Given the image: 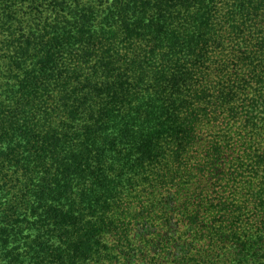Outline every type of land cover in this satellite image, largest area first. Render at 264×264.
<instances>
[{
	"label": "trees",
	"instance_id": "trees-1",
	"mask_svg": "<svg viewBox=\"0 0 264 264\" xmlns=\"http://www.w3.org/2000/svg\"><path fill=\"white\" fill-rule=\"evenodd\" d=\"M0 264H264V0H0Z\"/></svg>",
	"mask_w": 264,
	"mask_h": 264
}]
</instances>
